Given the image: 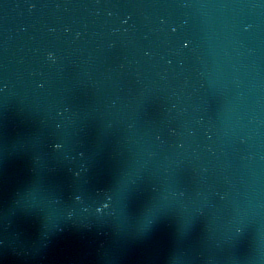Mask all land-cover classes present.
<instances>
[{"label":"water","instance_id":"1","mask_svg":"<svg viewBox=\"0 0 264 264\" xmlns=\"http://www.w3.org/2000/svg\"><path fill=\"white\" fill-rule=\"evenodd\" d=\"M0 264H264V0H0Z\"/></svg>","mask_w":264,"mask_h":264}]
</instances>
